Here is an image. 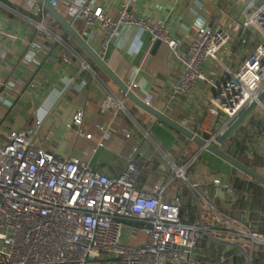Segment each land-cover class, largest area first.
Listing matches in <instances>:
<instances>
[{
  "label": "crops",
  "instance_id": "1",
  "mask_svg": "<svg viewBox=\"0 0 264 264\" xmlns=\"http://www.w3.org/2000/svg\"><path fill=\"white\" fill-rule=\"evenodd\" d=\"M60 1L57 9L70 18ZM96 1L112 15L124 4L137 16L164 19L169 33L181 40L179 51L187 48L198 21L221 25L229 32L228 42L219 51L223 63L211 60L205 64L207 72L220 78L222 64L236 68L257 43V35L251 29L236 23L250 7L263 0ZM36 4L32 0H0V135L41 117L35 141L57 155L77 156L111 176L118 175L131 159L138 168V188L147 190L161 183L168 199L180 197L184 220L203 221L213 227L199 244L198 257L202 262L234 264L229 255L235 249L227 244L232 239L237 242V234L227 231L229 225L223 220L230 221L232 228L257 221V227L264 230V186L249 185L251 178L239 169L133 102ZM73 26L117 75L133 83L132 88L140 97L205 137L215 131L223 117L220 114L214 124L206 116L211 92L207 84L198 82L187 95L171 94L180 62L165 42L154 40L140 25L122 24L103 49L105 28L99 22L86 23L84 18L76 17ZM35 45L41 49L28 61ZM63 55L70 61H64ZM133 72L135 76L129 82ZM107 95L114 101L121 100L122 106L116 109L103 105ZM78 108L83 111L82 120L74 123ZM200 123L205 126L204 131L200 130ZM222 148L244 162L255 160L256 164H250L255 168L264 167V120L256 110L250 111L230 133ZM177 167L184 169L185 177L177 174ZM215 176L229 183L235 194L216 186L212 181ZM144 237L138 231L127 238L136 243ZM102 264L117 262L104 260Z\"/></svg>",
  "mask_w": 264,
  "mask_h": 264
},
{
  "label": "built area",
  "instance_id": "2",
  "mask_svg": "<svg viewBox=\"0 0 264 264\" xmlns=\"http://www.w3.org/2000/svg\"><path fill=\"white\" fill-rule=\"evenodd\" d=\"M34 2L43 14V6ZM58 2L50 0L54 6ZM60 2L71 16L84 18L86 23L97 21L105 28L103 49L122 24L140 25L154 40L165 42L180 62L171 94H190L198 82H204L211 90L206 116L214 124L220 114L223 117L209 136L196 131L206 139L216 141L252 101H256L252 110L264 120V96L258 99L264 88V0L250 7L236 23L257 35L252 52L234 69L222 64L220 78L205 69L208 61L223 63L219 51L228 42L229 32L217 23L198 21L187 48L179 51L181 40L169 33L164 19L137 16L124 4L112 15L96 0ZM40 49L35 45L27 60L34 59ZM62 58L70 61L65 55ZM134 76L135 72L129 82ZM128 85L132 88L133 83ZM103 105L117 109L122 102L107 95ZM82 115V109H76L73 122L80 123ZM40 121L41 117H36L31 124L0 135V264H102L104 260L117 264H204L198 257L199 244L213 227L203 221L184 220L178 195L168 199L161 183L147 190L138 188V168L131 159L118 175L111 176L77 156H61L45 149L35 141ZM199 128L206 129L202 123ZM219 145L223 147L224 141ZM176 172L185 177L183 168L177 167ZM212 181L225 193L235 194L219 177ZM223 221L229 225L227 231L237 234V242L232 239L227 244L235 249L230 260L234 264H264V230L257 227V221L243 222L236 228ZM138 231L144 239L131 243L127 237Z\"/></svg>",
  "mask_w": 264,
  "mask_h": 264
},
{
  "label": "water",
  "instance_id": "3",
  "mask_svg": "<svg viewBox=\"0 0 264 264\" xmlns=\"http://www.w3.org/2000/svg\"><path fill=\"white\" fill-rule=\"evenodd\" d=\"M43 8L60 24L62 27V32L70 35L80 47L95 61L98 67H100L120 88V90L126 94L133 102L137 105L153 114L157 119H160L170 126L174 127L187 137L193 139L195 142L200 144L202 147L213 152L223 160L230 163L235 168L239 169L249 178L257 181L264 186V173H262L257 168L252 165L242 161L238 157L232 155L225 149H223L219 143L225 141V139L230 135V133L243 121L247 114L254 108L256 101H252L246 107H244L236 118L226 127V129L216 137V141L208 140L202 135L198 134L193 129L187 127L181 121H178L169 115H167L163 110L156 108L148 101L140 97L134 90L131 88L128 83L122 79L115 71L106 63L104 57L92 47V45L86 40V38L73 26L74 16L68 17L67 14L62 13L57 9L56 6L50 3V0H37ZM264 96V88L258 95V99H261Z\"/></svg>",
  "mask_w": 264,
  "mask_h": 264
},
{
  "label": "trees",
  "instance_id": "4",
  "mask_svg": "<svg viewBox=\"0 0 264 264\" xmlns=\"http://www.w3.org/2000/svg\"><path fill=\"white\" fill-rule=\"evenodd\" d=\"M245 162L246 163H249V164H252V165H254V164H256V161L255 160H245ZM249 185H254V186H262L260 183H258L257 181H255V180H252V179H250V184Z\"/></svg>",
  "mask_w": 264,
  "mask_h": 264
},
{
  "label": "rangeland",
  "instance_id": "5",
  "mask_svg": "<svg viewBox=\"0 0 264 264\" xmlns=\"http://www.w3.org/2000/svg\"><path fill=\"white\" fill-rule=\"evenodd\" d=\"M256 168H258L262 173H264V167L256 166Z\"/></svg>",
  "mask_w": 264,
  "mask_h": 264
}]
</instances>
